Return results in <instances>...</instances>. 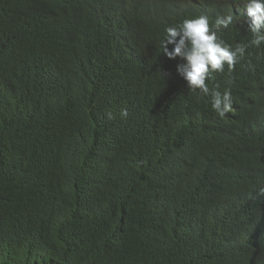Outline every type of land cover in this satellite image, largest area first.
Returning a JSON list of instances; mask_svg holds the SVG:
<instances>
[{"label":"trees","instance_id":"1","mask_svg":"<svg viewBox=\"0 0 264 264\" xmlns=\"http://www.w3.org/2000/svg\"><path fill=\"white\" fill-rule=\"evenodd\" d=\"M221 1L226 3L26 0L28 7L21 9L12 0H0V264H249L241 253L230 259L235 240L229 245L214 236L204 244L192 227L197 219L187 179L178 174L172 189L163 191L172 168L171 141L198 124L203 136L219 117L210 96L181 84L176 65L183 61L161 52L166 27L202 8L216 17L232 14L233 23L218 33L233 48L246 45V53L233 71L225 65L207 84L230 90L235 106L247 93L254 103L264 101V44L252 45L253 35L236 21L232 3L238 2ZM107 14L120 27L128 57L109 45L102 24ZM46 40L60 47L53 82L68 80L92 97V109L73 104L60 124L61 141L71 152L67 156L53 150L56 137L36 134L29 108L35 78L26 56ZM258 104L235 112L231 144L217 148L247 145L249 137L259 136L264 114H258ZM39 110L51 121L49 108ZM16 141L14 153L33 164L35 173L8 165ZM230 171L225 170L227 176ZM182 192L179 221L174 203Z\"/></svg>","mask_w":264,"mask_h":264},{"label":"clouds","instance_id":"2","mask_svg":"<svg viewBox=\"0 0 264 264\" xmlns=\"http://www.w3.org/2000/svg\"><path fill=\"white\" fill-rule=\"evenodd\" d=\"M12 1L21 9L28 7L26 0ZM186 1L216 5L226 3L221 0ZM226 1L238 2L232 3L237 5L234 11L236 21L253 35L251 44L260 48L264 44V0ZM233 20L232 14L216 17L209 9L202 8L196 15L185 17L178 25L165 29L161 52L169 59L179 57L183 61L176 65L177 74L183 78L181 84L193 92L198 91L201 96H210L212 109L219 117L211 120L203 136L198 124L171 141L167 150L173 151L172 168L164 177L163 191L166 193L172 189L178 174L187 179L193 189L190 207L197 219L192 227L201 232L204 244L210 245L214 236L224 239L229 245L235 240L237 246L230 245L234 251L230 259L237 258L241 253L249 264H259L260 258H264V130L257 138L249 137L247 145L236 143L231 148L217 147L231 144L232 121L237 110L258 102V114L263 115L264 101L257 98L254 103V97L247 93L244 101L235 106L230 90L221 92L210 89L207 84L212 73L224 72L225 65L230 72L233 71L238 60L246 53V45L237 44L233 48L218 33L220 29L228 28ZM102 24L110 47L121 49L128 57L116 20L107 14ZM168 45H173L171 50ZM59 55L58 42L46 40L26 56L31 60L35 78L34 100L29 108L35 113L36 134L45 131L46 136L56 137L53 150L67 156L71 152L61 141L63 128L60 124L73 104L82 103L92 109V97L85 95L82 87L68 80L53 82L58 73ZM136 55L132 51L129 58L134 59ZM41 108L50 109L51 121L41 114ZM108 115L111 118V114ZM121 115L126 116L127 111L123 110ZM16 145L17 141L11 145L8 165L17 164L26 172L35 173L33 164L14 153ZM186 150L190 154H186ZM44 167L50 171L46 161ZM154 168L160 169L158 164ZM229 169L232 174L227 176L225 170ZM140 181L141 178H138L135 186ZM183 193L174 203L175 216L179 221L184 218ZM236 208L240 210L238 214H235Z\"/></svg>","mask_w":264,"mask_h":264},{"label":"bare ground","instance_id":"3","mask_svg":"<svg viewBox=\"0 0 264 264\" xmlns=\"http://www.w3.org/2000/svg\"><path fill=\"white\" fill-rule=\"evenodd\" d=\"M239 109V108H238Z\"/></svg>","mask_w":264,"mask_h":264}]
</instances>
